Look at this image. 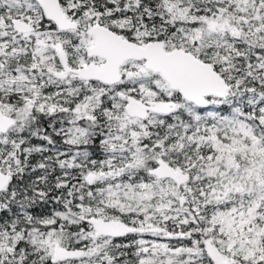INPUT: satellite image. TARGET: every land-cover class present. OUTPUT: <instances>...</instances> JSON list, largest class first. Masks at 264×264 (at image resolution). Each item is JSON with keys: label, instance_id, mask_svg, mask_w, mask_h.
<instances>
[{"label": "snow or ice", "instance_id": "snow-or-ice-1", "mask_svg": "<svg viewBox=\"0 0 264 264\" xmlns=\"http://www.w3.org/2000/svg\"><path fill=\"white\" fill-rule=\"evenodd\" d=\"M0 264H264V0H0Z\"/></svg>", "mask_w": 264, "mask_h": 264}]
</instances>
